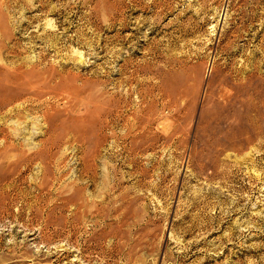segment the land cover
<instances>
[{
    "label": "rangeland",
    "instance_id": "rangeland-1",
    "mask_svg": "<svg viewBox=\"0 0 264 264\" xmlns=\"http://www.w3.org/2000/svg\"><path fill=\"white\" fill-rule=\"evenodd\" d=\"M1 96L0 264H264V0H0Z\"/></svg>",
    "mask_w": 264,
    "mask_h": 264
},
{
    "label": "bare ground",
    "instance_id": "bare-ground-1",
    "mask_svg": "<svg viewBox=\"0 0 264 264\" xmlns=\"http://www.w3.org/2000/svg\"><path fill=\"white\" fill-rule=\"evenodd\" d=\"M20 70V69H19ZM20 72V71H19ZM17 76V75H16ZM20 76V75H19ZM13 79V78H12ZM14 80H15V78H14ZM14 80H8V79H6L5 81L6 82H11V83H16V81L17 80H15V82H14ZM21 80V79H20ZM23 81V80H22ZM11 85V84H10ZM9 85V86H10ZM31 87H32V85H31ZM26 88V87H25ZM18 97V96H17ZM16 97V98H17ZM29 97V96H28ZM30 97H32V96H30ZM9 98V97H8ZM12 98V97H11ZM33 98H35V97H33ZM25 99H26V97L24 98V102H25ZM28 99V98H27ZM26 99V100H27ZM39 99V98H38ZM17 100H18V98H17ZM29 100H30V98H29ZM33 100V99H32ZM15 99H6V98H2V96H1V99H0V115L1 114H3V112H5L4 110L7 108V107H9V108H11L12 107V105H13V107L11 108V109H21V106H23L24 105V103L22 102V100L21 101H19V104L18 105H14L15 104ZM36 101V100H35ZM23 104H22V103ZM28 102V101H27ZM18 103V102H17ZM33 103V102H32ZM27 104V103H26ZM25 104V105H26ZM35 104H36V102H35ZM28 105H30V103H28ZM11 106V107H10ZM15 106V107H14ZM34 106V105H33ZM9 108L8 109H6V111L8 110V112H9ZM31 108V107H30ZM27 109V108H26ZM28 110V109H27ZM11 111H13V110H11ZM21 112V111H20ZM19 112V113H20ZM6 113V115H7V112H5ZM22 113V112H21ZM9 115H11V114H8V117H9ZM20 115V114H19ZM12 116V115H11ZM15 116V115H14ZM17 116V115H16ZM21 116V115H20ZM5 117V116H4ZM3 118V117H2ZM7 117H5V119H6ZM17 118V117H16ZM18 119H19V117H18ZM6 122V121H5ZM3 123V122H1V123H3V124H6V123ZM2 125V124H1ZM8 125V124H7ZM15 129L13 130V133L11 132L10 134H9V137L11 136V134H16L18 131H17V129H16V127H14ZM6 130V129H5ZM7 132V131H6ZM10 132V131H9ZM8 133V132H7ZM5 134V133H4ZM18 134V133H17ZM5 136V135H4ZM7 136L8 135H6V137H4V139H3V141L4 142H6V141H8V139L9 138H7ZM12 137V136H11ZM10 143V142H9ZM3 144V143H2Z\"/></svg>",
    "mask_w": 264,
    "mask_h": 264
}]
</instances>
